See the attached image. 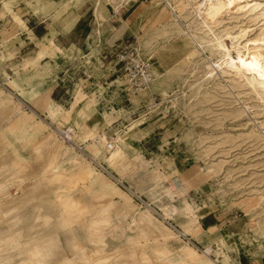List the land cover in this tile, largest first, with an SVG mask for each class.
I'll use <instances>...</instances> for the list:
<instances>
[{"label":"rangeland","instance_id":"obj_1","mask_svg":"<svg viewBox=\"0 0 264 264\" xmlns=\"http://www.w3.org/2000/svg\"><path fill=\"white\" fill-rule=\"evenodd\" d=\"M184 3L185 0L2 1L0 102L11 101V106L16 105L14 108H19L18 111L32 112L34 116L29 119L18 111L11 117L4 116L0 106V185H4L0 190L18 200L28 190L40 189L33 184L40 181L43 174L49 180H61L66 188H62L57 196L47 192L19 206L6 205L0 195V264L26 262L19 253L24 240L41 235L47 236L48 245L54 250L52 257L57 259L56 263L49 264L61 261V253L71 260V246L75 242L85 247L86 252L100 247L107 253L114 252L139 234L135 217L143 211H149L158 224L169 227L177 236L178 232L183 233V199L197 211L199 229L194 237L187 236L199 251L186 244L188 240L184 236L181 235L182 241L177 236L170 248V262L189 264L175 251L190 246L206 259L204 263L216 260V264H224L222 261L226 257V264H264V93L257 89V95L246 83H239L233 75L223 73L225 59L214 49L217 39H222L232 57L236 58L238 51L246 54L242 42L233 43L228 34L244 35L245 40L261 35L264 0L220 3L218 11L221 13L214 15L216 24H211V33L202 27L189 7L183 10L181 4ZM29 14L43 18L39 27L48 28L51 36L33 41L37 45L33 53L26 51L16 55L14 41L26 30L22 16L28 18ZM79 26L85 35H92L91 44L86 45L89 49L86 60L92 58L91 63L96 58L101 59L103 45H99L98 40L104 41L109 33H113L111 57L105 60V66L99 62L100 75L95 77L90 71L92 66H98L97 62L90 66L79 64L78 60H62L61 84L69 85V93L64 92L65 97L52 100L49 90L44 87L42 93L28 104L29 87L44 82L57 71L55 65L41 63L43 58L55 57L56 61L57 55L71 60L82 57V51L75 45L62 51L53 45L55 32L74 33ZM126 41L136 42L151 57L152 85L137 94H126V82L114 71L113 53ZM247 47H251V43ZM81 70L88 72L94 84L90 86L88 80L79 78ZM64 75L69 82L64 81ZM107 85L111 87L105 95ZM78 90L86 95L85 99L65 116ZM89 91L96 95L105 92V99L101 96L95 106L94 95ZM105 116L104 137L113 143L111 151H106L97 141L82 138L89 126ZM14 120L17 124L10 126ZM37 122L45 125L43 132L54 131L59 142L63 141L66 147L74 150L70 148L66 155L62 151L60 156V150L55 149L50 157L48 147L42 153L45 143H39L40 148L43 146L42 151L38 143L35 144L39 149H34L32 145L41 132L35 127ZM69 128L73 129L75 139L72 136L63 139L61 132ZM114 150L117 154L111 157ZM76 154L92 167L91 177L86 182L70 175L77 168L71 163ZM42 156L48 157L44 166L43 160L47 158ZM13 161L25 164V172L31 170L32 173H22L23 168L16 171ZM32 164L36 169L42 167L32 171ZM152 170L165 175L168 180L150 179ZM169 182L175 190L171 193L166 192ZM180 182L186 186L179 188ZM3 191L0 192L5 194ZM106 197L133 209L127 215H116L111 211L102 216V207L97 205L93 207L94 212L106 222L90 226V214H86L85 226L73 223L75 216L70 213L74 212L68 204L70 200L76 198L91 205ZM63 200L66 201L64 205L59 202ZM172 206L179 212L167 217L169 225L163 216H168ZM60 217H63L59 222L62 226L58 228L56 221ZM69 221L73 223L68 227L70 230L66 227ZM207 223L211 227L203 231L200 224ZM12 234L19 235L20 242L15 243ZM91 234L100 239V247L93 243L95 239L90 242ZM141 243L149 250L154 249L150 240ZM207 248L213 249L211 254L207 253L208 257L203 255ZM128 251L127 255L132 252ZM78 253L81 256V252ZM132 258L138 259L129 255L126 258L129 262L124 260V264L137 262Z\"/></svg>","mask_w":264,"mask_h":264},{"label":"bare ground","instance_id":"obj_2","mask_svg":"<svg viewBox=\"0 0 264 264\" xmlns=\"http://www.w3.org/2000/svg\"><path fill=\"white\" fill-rule=\"evenodd\" d=\"M185 1H186V3L181 4L183 10L186 7H189V9L191 10V13L193 12L192 15L194 17H197L200 20L202 27L207 29L211 33L212 32L211 31V27H212L211 24L212 23L214 24L216 22V21L214 22V20H213L214 15H216L217 13H221V11H218V5L220 3H224V1L226 2L229 0H203V2L200 0H194V3H192L191 0H185ZM231 9H233V8H231ZM226 10L227 9H224L223 11H226ZM228 38L231 39V41L233 43H236V44H239L242 42L243 49L246 51V54H243L242 51H238L236 53L237 54L236 58L232 57L227 46H226V44L223 42V40L222 39L218 40L215 37V39H217V42L214 45L215 46L214 49H217V51L221 53V58L225 59V61L223 62V66H224V69L222 70L223 73H227L228 76L233 75L234 78H236V80L239 83H246L248 86L251 87V89L255 93H257V89H261V91L264 93V30L262 31L261 35L259 34L258 37L256 39H253V40L251 38H250L251 40H248V39L245 40L244 35L237 36V35H232V34H228ZM212 40H214V39H212ZM249 43H251V47H247ZM151 73L153 76L152 66H151ZM152 80H153V78H152ZM152 80L147 85H145L144 88H141L139 90H134L131 87H129L127 85V83H125V86H126L125 92H126V94L127 93H132V94L140 93V92L144 91L149 85H152V84H150L152 82ZM237 81H236V83H237ZM124 82H126V81H124ZM262 92H261V95L263 94ZM92 94L94 95V97L96 99H100L101 96L103 97L102 94L96 95V92H94V91H92ZM257 95H259V94L257 93ZM84 99H85V95H83L80 90L77 91L74 95V102L71 104V107L69 108V110H67V112L65 113V116H69L72 113V111L76 108V106L80 102H82ZM11 105H12L11 101L2 100L0 102V106L2 109L1 113L4 114V116L6 115V116L11 117L13 114H15L16 111H18L19 108L18 109L14 108L16 105L14 107H12ZM18 112H19V114H22V115L28 117L29 119L34 116V113H32V112L30 114L25 113L22 110H19ZM106 119H107V116L103 117V119H99L98 121L94 122L91 126H89L83 132L82 138L84 141H97L99 145H101L102 147H104L106 149V151L107 150L111 151L114 149V145L112 142L108 141L109 139H107V137H104L105 136L104 129L107 126ZM17 120H18V117H17ZM17 120L12 121L10 126L17 124L16 123ZM35 127L37 130H40L41 132L39 134V137L35 140L34 144L32 145V147L34 149H36L35 147H37V145H36L37 143H38L39 148L41 146V145H39V143L40 144L45 143L46 146L44 147V151H42L43 146L40 149L43 153V152H45V148L48 147L49 151L47 149L46 150L48 152H50V157H52L51 155H52V153H54L55 149L60 150V152H61V153H59L60 156L62 154V151H64V155H66L68 153V150L71 147L70 148L66 147L63 141L59 142L58 135H56L54 131L50 130V131L43 132L45 130V125L42 122H37ZM56 130L59 131L58 129H56ZM61 133L64 136L63 139L69 138L71 136L73 139H75V137H76L73 129H71V128H69V129H67V131H63ZM42 145H44V144H42ZM75 145H77V144H75ZM71 149L74 150L73 148H71ZM32 150L33 149L31 148V151ZM116 154L117 153L114 150L111 153V157L116 156ZM33 155H35V154H33ZM36 156H38V155H36ZM42 157L44 158L45 156H42ZM45 158H47L46 161H44L42 159L43 160V163H42L43 166L48 161V157H45ZM39 162L40 163H38V162L37 163L41 165V160H39ZM71 163H74L77 165V168L70 174L71 177L73 179H76V180H81V182L82 181H85V182L88 181L89 178L91 177L90 174L92 172V167H91L90 163H88L86 161V159H84L79 154H76L75 156L72 157ZM40 165H37V166H40ZM12 166L15 170L20 169V168L22 170V168H23L24 171H22V173L25 172V170L27 169L26 168L27 166L25 164L19 163L17 161H13ZM32 166H33V164H32ZM32 166H30V167H32ZM140 166L142 167V165H140ZM40 167H42V166H40ZM33 168H34V166L31 168L32 171H34ZM39 168H37V169H39ZM34 169L37 170L36 168H34ZM21 170H20V172H21ZM16 171H18V170H16ZM26 172L32 173L31 170L26 171ZM14 173H16V172H14ZM22 173H21V175H22ZM17 174L20 175L19 172ZM149 178L152 180H168V178L165 175H163L159 172H156L154 170L149 172ZM11 179H13V178L11 177ZM169 183L170 184H168V185H170V187L167 188V190H166L167 193H171L170 191H175L173 188L174 185L172 184L173 185L172 186L171 182H169ZM1 185H2V183H1ZM1 185H0V187H1ZM175 185H176V183H175ZM180 186H186V184L184 182L183 183L180 182V185H178V187L180 188ZM33 187H39L40 189H38V190L37 189L36 190L30 189L26 193H24L23 196L18 200L10 198L8 196V192L5 193L3 190H0V191H3L5 193V194H3L2 192H0V195H3L2 201H4L6 205H13L14 204V206H15L16 204H18V206H19V205H21V203L25 204L28 200H30V199L34 200V198L39 197V196L41 197L43 194H46L47 192H50V194H54V196H57V194L59 195V192H61L62 188H66L65 184L61 180H59V179L49 180L48 176L44 175V174L42 175L40 181L35 182L33 184ZM0 189H4V185ZM56 200H57V197H56ZM56 200L52 201L55 205L57 203ZM4 202H3V204H4ZM28 202H30V201H28ZM59 202L63 205L66 203L65 200L59 201ZM68 204H71V207H73V210H74V212H70V213L74 214V216H75V217L73 216L75 218L73 223L75 222L76 224H78V225L81 224L83 226H85V224H86L85 223L86 214H90V219H88V220H90V226H98L101 223H103L104 221L106 222V220H104L105 218L101 217V215L105 216L108 213H110L111 211H113L116 215L117 214L127 215L133 209L132 206H130L128 208L124 204H121L119 202H114L111 197L103 198L99 203L98 202H92L91 205L85 204L80 199L73 198L72 200H70L68 202ZM182 204H183L182 210L184 212V219H185L181 225V229H182L183 233L178 232V234H180V235L177 234V236L179 237V239L181 241H182L181 235L186 237V239L188 240V243H186V242L185 243L190 245V246H193V245H191V239L187 235L194 237L195 231L199 229V219L197 216V211L194 210L193 207L188 202H186L184 199H183ZM97 205L102 207V214L101 215H98V213L94 212V210H93V207L97 206ZM14 206L12 208H15ZM100 209H98V210H100ZM177 209L178 208H175L172 206L170 208V212L166 211V212H168V216H163L164 217L163 220L166 221L167 217L171 218V216L173 214H175V213L177 214V212H179V210L177 211ZM10 210H11V208H10ZM0 212H1V210H0ZM61 218H63V217L58 218V220L56 221V225L58 228H60V226H62V224L59 223L62 220ZM135 218H136V222L139 225L138 227L140 228L139 234L135 237L129 238L127 240V243L128 242L129 243L125 246L123 245L124 247L119 248L118 250H116L114 252L107 253V252H105V250L103 248H101L99 246V243H101L100 239H98L94 234H91V235H93V237L90 238V242H91V239L92 240L95 239L93 241V243L95 244L96 247H100V248L86 252L84 250L85 247H83L79 243L75 242L73 244V246H71L72 247V253H73L71 260H67L70 258L65 257L64 254L61 253V261L58 260L57 264H124V263H126V261L124 262V260H127V262H129V260H131V258L129 260L126 259L127 257H129V255H132V257L138 258V259L132 258L134 261L137 260V262L135 261L134 264H173L172 262L169 261V258L171 256L170 248H172V246H173L172 243L177 240L176 233H174L173 230L170 229L169 227H167L163 224H158L157 221H155V219L152 217V215L149 211L139 212L136 214ZM65 220H66V218H65ZM86 220H87V218H86ZM73 223H70V221H69V224L66 227L67 228L70 227ZM68 230H70V229L68 228ZM12 237L15 238V241H14L15 243L17 241L20 242L19 239H22L19 235H15V234H12L11 238ZM73 237L75 238V236H73ZM147 240H150V242H152L154 244V249L149 250L148 247L146 246V244L141 243L142 241L146 242ZM24 241L25 242L23 244V248H21V252H19L20 256L25 257V259H26V262H24L22 264H49L51 262L56 263L55 261L57 259L55 260L52 257L54 250L51 247H49L47 236L41 235V236H38V238H29V239H26ZM190 246H187V247L185 246V247H181V248L177 249L175 251V254H177L183 260L189 262V264H216V260H211V261L208 260V261H206L207 263L206 262L204 263L203 260H206V259H204V257H202V255H200L194 248H192ZM193 247H195V246H193ZM128 250H130L132 252H130ZM127 251L130 252L128 255L126 253ZM211 251H213V249L207 248L206 250H204L203 255H204V253H205V255H207V253L211 254ZM78 252H81V256L78 255L79 254ZM8 255H10V254H8ZM207 257H208V255H207ZM215 257H216V259L218 258V256L216 254H215ZM8 258H10V257L8 256ZM7 260H10V259H7ZM222 262L224 264H226L228 262V259L225 257V258H223ZM127 264H130V263H127ZM131 264H132V262H131Z\"/></svg>","mask_w":264,"mask_h":264},{"label":"crops","instance_id":"obj_3","mask_svg":"<svg viewBox=\"0 0 264 264\" xmlns=\"http://www.w3.org/2000/svg\"><path fill=\"white\" fill-rule=\"evenodd\" d=\"M2 1L3 0H0L1 7H2ZM0 9H2V8H0ZM22 17H24L26 30H23L22 32H20L18 34V38H16V40L14 41L13 49L16 52V55L21 54V53L26 52V51L28 53H33L37 48V45L35 43H33V41H38L45 35L51 36L48 28H44L43 26L41 28L39 27V25H42L40 23L44 22L43 18H38L34 14H29L28 18H26L25 15H23ZM55 33L56 34H55V37L53 39V45L55 48L61 49V51H62V50H68L72 45H75V46L80 48V51H82L83 55H82V57L77 58L75 60H71L70 58H68L66 56L62 57V56H58V55H57L56 61H54L55 57L50 58V57L46 56L45 58H43L41 63L48 64L51 67H53L55 65L57 68V71L54 74H51L46 79H44V82H42V83H41V81L36 82L29 87L28 96H27L28 104L30 103V100L32 98H35L36 96H38V94L42 93L44 87H45V89L49 90V96L52 100L57 98L58 96H59V98H61V96L65 97L64 94L69 93V90H70L69 85H66L65 83L63 85L61 84L63 81L62 78L60 77V74L63 73V71L60 70L61 67L63 66V64L61 62L62 60L63 61L69 60L72 62L78 60L79 64L80 63L90 64V66L93 62H94V64L97 62L98 66H92L90 68L91 73H93L94 76L97 77L98 75H100V73H98V72H100V68H101L99 66V62L105 66V62H106L105 60L107 58L111 57V52H112L113 46H114V43H112L113 42V40H112L113 36H111V34H113V33H109L108 36H106L104 41H102L100 39L98 40V41H100L99 45H101V44L103 45V48L101 49V51H102L101 59H99V61H98L96 58V61L93 60L92 63H91L92 58H90L89 61L86 60V58L89 56V49L87 48L86 45L88 43L92 42V39H91L92 35L90 33H86V35H85L84 30L83 29L80 30V26L74 30V33H71V32H68V33L55 32ZM32 36L34 37L35 40L32 38ZM99 45L98 46L96 45V46L99 47ZM55 56H56V53H55ZM65 62H67V61H65ZM10 64L11 63H9V65ZM87 73H88L87 71L85 72V71L81 70L80 74L78 76L82 81L88 80V82L91 86V84H94V83L92 82L91 76L88 75ZM65 75H67V74H65ZM65 75L63 77L64 81L66 80L67 82H69L70 80H68L67 76H65ZM93 88L94 87H91V89H93ZM33 91H35V94H33ZM13 92H15V91H13ZM89 93L92 95V91H89ZM15 94L18 95L16 92H15ZM31 94H33V95H31ZM92 99L94 100V103L96 106L97 105V99L95 97H93ZM103 99H105V98H103ZM100 100H101V97H100ZM100 100H98V101H100ZM103 102L107 103L108 101L103 100ZM103 102H100V103H103ZM200 225H201L203 231H205V228L211 227V224H209V223L204 224V225L200 224ZM237 264H239V263H237Z\"/></svg>","mask_w":264,"mask_h":264},{"label":"built area","instance_id":"obj_4","mask_svg":"<svg viewBox=\"0 0 264 264\" xmlns=\"http://www.w3.org/2000/svg\"><path fill=\"white\" fill-rule=\"evenodd\" d=\"M113 55L116 63L115 74L126 81L132 89L144 88L152 80L151 57L136 42L126 41L122 43ZM110 87L105 86L106 93L102 92L101 94L105 93L106 95ZM166 222L169 223V220Z\"/></svg>","mask_w":264,"mask_h":264}]
</instances>
